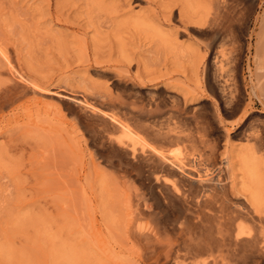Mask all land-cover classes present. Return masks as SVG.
<instances>
[{
  "label": "rangeland",
  "instance_id": "obj_1",
  "mask_svg": "<svg viewBox=\"0 0 264 264\" xmlns=\"http://www.w3.org/2000/svg\"><path fill=\"white\" fill-rule=\"evenodd\" d=\"M243 1L231 104L200 44L209 0H0V264H173L166 250L157 262L136 229L147 221L130 214L117 171L85 130L88 112L57 93L108 111L178 93L198 104L217 158L229 159L230 197L264 206V145L249 139L264 144L255 56L264 0Z\"/></svg>",
  "mask_w": 264,
  "mask_h": 264
},
{
  "label": "bare ground",
  "instance_id": "obj_2",
  "mask_svg": "<svg viewBox=\"0 0 264 264\" xmlns=\"http://www.w3.org/2000/svg\"><path fill=\"white\" fill-rule=\"evenodd\" d=\"M209 3L212 12L203 23L206 28L200 44L205 54H212L223 81L222 95L232 104L240 92L232 75L234 68L229 65L236 60V22H240L246 4L243 0ZM163 20H171L170 8ZM221 32L222 43L217 45ZM259 42L261 48L255 53L257 84L264 90V15ZM15 71L12 74L18 75ZM57 94L88 112L85 130L93 133L99 156H105L117 171L134 221H147L136 229L150 241L157 262L160 253L156 250H166L165 258L173 264H185L187 260V264H264V206L230 197L227 171L231 164L227 157L217 158L211 125L204 122L198 104L189 106L178 93L171 92L166 100L151 99L138 110L122 106L124 110L108 111L85 99ZM249 137L255 147H263L257 134ZM170 207H177L178 214L166 222L162 214ZM162 234L171 235V239L162 243Z\"/></svg>",
  "mask_w": 264,
  "mask_h": 264
}]
</instances>
